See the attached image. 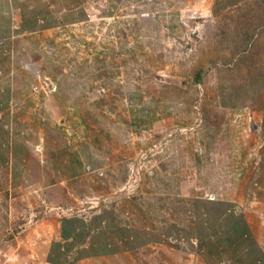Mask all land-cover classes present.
<instances>
[{
  "label": "rangeland",
  "instance_id": "374dc122",
  "mask_svg": "<svg viewBox=\"0 0 264 264\" xmlns=\"http://www.w3.org/2000/svg\"><path fill=\"white\" fill-rule=\"evenodd\" d=\"M98 214L64 264H264V0H0V264Z\"/></svg>",
  "mask_w": 264,
  "mask_h": 264
},
{
  "label": "trees",
  "instance_id": "16d2710c",
  "mask_svg": "<svg viewBox=\"0 0 264 264\" xmlns=\"http://www.w3.org/2000/svg\"><path fill=\"white\" fill-rule=\"evenodd\" d=\"M102 217L103 214H98L88 222L78 217L62 218L61 240L51 242L47 261L52 264H64V259L66 260L68 258L67 254L71 249L76 250V256L72 262L84 257L115 253L118 249L107 239V232L104 226L105 222H102ZM235 218L239 219L237 223L242 227L240 228L238 225H235L233 226L234 231L237 232L239 236H242V238H246V223L238 216ZM122 239H124V244L127 245L126 242L128 238L123 236ZM254 248L257 250L256 246ZM257 255H260L258 250Z\"/></svg>",
  "mask_w": 264,
  "mask_h": 264
},
{
  "label": "crops",
  "instance_id": "0c3cea01",
  "mask_svg": "<svg viewBox=\"0 0 264 264\" xmlns=\"http://www.w3.org/2000/svg\"><path fill=\"white\" fill-rule=\"evenodd\" d=\"M64 217H66V218H69V216H64ZM64 217H62V218H64ZM61 218V219H62ZM61 229H62V224H61V220L59 221V229H58V231H57V234H55L54 236H52V238L50 239V241L49 242H47V245L44 247V250H43V254L42 255H38V256H35L32 260H31V262L33 263V264H38V262H39V264H52V263H50V262H48L47 261V256H48V253L50 252V247H51V242L52 241H59V240H61ZM69 257V256H68ZM75 257V256H74ZM96 256H92V257H84V258H82V259H79V260H77V261H75V262H77V263H79L81 260H83V259H86V258H95ZM74 259V258H73ZM73 259H72V261H73Z\"/></svg>",
  "mask_w": 264,
  "mask_h": 264
}]
</instances>
